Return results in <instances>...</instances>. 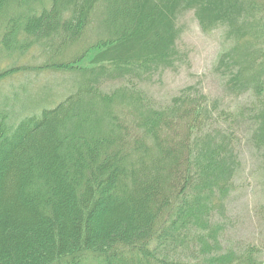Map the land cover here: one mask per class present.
Listing matches in <instances>:
<instances>
[{
    "label": "trees",
    "instance_id": "trees-1",
    "mask_svg": "<svg viewBox=\"0 0 264 264\" xmlns=\"http://www.w3.org/2000/svg\"><path fill=\"white\" fill-rule=\"evenodd\" d=\"M190 10L235 40L217 68L252 92L248 110L192 87L157 104L141 87L183 60ZM36 45L84 80L10 123L1 83L26 68L0 64V264H264L257 246L224 249L217 220L241 168L224 123L248 114L264 148V0H0V54Z\"/></svg>",
    "mask_w": 264,
    "mask_h": 264
},
{
    "label": "rangeland",
    "instance_id": "rangeland-1",
    "mask_svg": "<svg viewBox=\"0 0 264 264\" xmlns=\"http://www.w3.org/2000/svg\"><path fill=\"white\" fill-rule=\"evenodd\" d=\"M179 25L181 35L177 42L183 60L178 66L155 74L151 80L141 83V87L157 104L170 103L182 90L192 87L196 89L195 93L205 94L212 107L248 110V104L254 100L252 92L230 86L229 77L217 68L221 53L231 48L235 40L228 37L224 27L204 31L192 10L182 13ZM93 30L94 36L98 32L96 24ZM0 55L1 68H26L1 83V92L6 94L3 100L10 112V123H17L19 119L38 113L43 108L55 107L84 80L81 76L83 70L45 67L44 63L60 61L61 58H51V54L38 45L31 47L23 56L10 58L12 56L6 57L5 52ZM65 57L74 59L75 55L70 53ZM97 84L101 92L111 93L121 84V79L99 78ZM250 118L248 114L231 116L224 123V128L233 130L241 168L235 177L234 190L226 209L219 213L217 220L225 228L224 249L244 250L254 245L260 248L259 257L264 261V148L254 139L256 125ZM208 120H212L211 116Z\"/></svg>",
    "mask_w": 264,
    "mask_h": 264
}]
</instances>
